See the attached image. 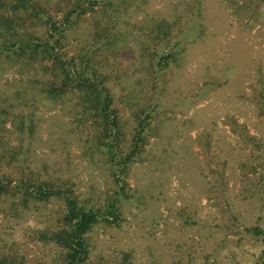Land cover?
Masks as SVG:
<instances>
[{
  "label": "rangeland",
  "instance_id": "1",
  "mask_svg": "<svg viewBox=\"0 0 264 264\" xmlns=\"http://www.w3.org/2000/svg\"><path fill=\"white\" fill-rule=\"evenodd\" d=\"M36 1L59 19L72 0ZM240 1L124 0L110 17L88 11L63 32L61 51L93 53L106 73L117 154L127 149L138 109L150 113L116 222L98 220L86 234L89 262L264 264V0ZM161 19L167 35L155 28ZM103 25L107 32L94 35ZM168 49L175 57L160 66ZM39 63L0 60V104L31 110L34 122L16 161L69 179L97 206L116 188L110 160L93 145L95 129L76 121L74 97L60 103L31 88L28 77L46 75ZM11 128L6 121L0 137L16 143ZM59 203L0 217V242L14 239L28 257L51 261L53 247L23 231L52 224Z\"/></svg>",
  "mask_w": 264,
  "mask_h": 264
},
{
  "label": "trees",
  "instance_id": "2",
  "mask_svg": "<svg viewBox=\"0 0 264 264\" xmlns=\"http://www.w3.org/2000/svg\"><path fill=\"white\" fill-rule=\"evenodd\" d=\"M246 1L240 2L243 4ZM119 2L124 0H72L59 19H52L48 10L36 0H0V60L5 59L17 66L40 62L46 75L28 77L31 88L48 100L60 103L65 97H74L71 106L78 113L76 121L95 129L91 136L93 145L110 160L116 186L101 204L95 206L78 197L69 179L20 166L17 156L34 129L32 111L25 108L13 111V104H0V128L9 121L16 139V143H10L0 137V217L17 219L25 211L53 199L59 200L61 205L52 224L26 226L23 231L27 240L53 247L55 256L51 261L28 257L18 242L11 239L0 242V264H96L87 260L86 234L98 220L108 223L117 220L118 195L126 194L124 176L129 162L145 143V128L150 113L145 108L138 109L134 114L135 123L127 149L117 154L119 150L115 151V148L120 136L118 116L111 106V93L105 84L106 73L98 68L93 53L81 51L67 54L61 51V37L65 29L85 12L98 10L110 17ZM31 24L43 26L45 34L28 28L27 25ZM169 25L161 19L155 23V28L167 35ZM104 32H107L105 25L95 29L94 35L101 37ZM174 57L171 49L165 50L158 56L157 63L165 66ZM26 88L28 85L23 86L22 91ZM245 228L256 233L261 231L256 225Z\"/></svg>",
  "mask_w": 264,
  "mask_h": 264
}]
</instances>
